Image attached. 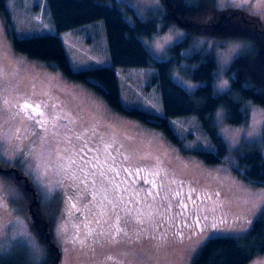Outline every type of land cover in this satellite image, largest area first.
Returning a JSON list of instances; mask_svg holds the SVG:
<instances>
[{
    "label": "rangeland",
    "instance_id": "1",
    "mask_svg": "<svg viewBox=\"0 0 264 264\" xmlns=\"http://www.w3.org/2000/svg\"><path fill=\"white\" fill-rule=\"evenodd\" d=\"M107 1L117 2L131 23L137 17L147 19L151 11L164 5L163 0ZM5 5L12 24L0 7V261L51 262L53 250L50 243L41 240V225L36 220L45 213L55 222L50 239L58 246L59 264H192L209 238L249 233L253 222L264 215V184L244 177L235 151L257 143L264 153V105L243 99L248 117L240 124L228 120L226 107L217 109L215 121L229 152L221 161L207 163L193 151L212 148L210 135L196 116L173 119L176 139L121 113L86 82L14 47L12 29L18 36L55 32L44 0H5ZM218 5L249 11L261 19L264 28V0H218ZM188 33L186 27L174 24L141 39L155 59H165L170 56V47ZM60 36L75 70L112 64L104 20L63 31ZM215 41L214 34L198 33L192 45L182 50L185 58L176 64L173 77L189 91L202 84L185 74L189 67L199 65L191 61V54L210 49ZM245 45L243 40L229 39L217 46L216 92L230 89L228 68ZM156 73L155 65L118 68L123 103L161 112L160 88L153 82ZM234 96L242 98L239 93ZM99 138L109 142V148L123 151V164L118 163L121 171L128 168L145 176L148 168L151 170L150 163L158 162L170 168L167 178L151 175L150 182L154 180L162 193L161 202L153 209L147 203L136 210L128 207L125 219L129 229L112 238L105 235L102 241L108 239L106 242H101L97 233L87 238L78 233L73 238L70 232L83 219L79 200L87 195L75 184L77 166H86L91 156L87 146L99 145ZM65 173L73 190L68 203L64 201L70 206L66 210L61 208L62 195H58ZM112 179L107 176L106 186ZM133 189L137 198L146 201L145 191L136 185ZM166 209L171 210L165 217L169 231L166 225H156L157 214L162 217ZM118 213L110 208L106 216L118 218ZM248 264H264V252Z\"/></svg>",
    "mask_w": 264,
    "mask_h": 264
},
{
    "label": "trees",
    "instance_id": "2",
    "mask_svg": "<svg viewBox=\"0 0 264 264\" xmlns=\"http://www.w3.org/2000/svg\"><path fill=\"white\" fill-rule=\"evenodd\" d=\"M44 2L46 10L48 9L51 13L55 32L18 36L12 29L13 45L18 51L31 58L52 64L73 79L86 82L121 113L136 118L155 129L164 130L176 139V132L172 126L173 119L183 116L195 118L196 116L210 135L212 148H206L203 145L204 149L193 151L207 163L221 161L229 152L228 144L215 121L214 115L217 109L222 106L226 107L228 120L233 124H240L248 117L243 108V99L249 98L264 105V28L261 19L247 10L221 9L218 0H163L164 5L151 11L147 19L137 17L135 23H131L126 17V12L117 2L110 3L107 0H44ZM0 7L11 25L5 0H0ZM100 19L104 20L106 25L112 64L75 70L60 34ZM162 21L164 22L160 25ZM174 24L186 27L189 30L187 37L170 47L168 58L155 59L141 36L164 31ZM204 32L214 34L218 41H215L210 49L196 50L191 54V61H198L199 65L189 67L185 70V74L202 84L194 91H189L173 77V70L176 64H180L181 59L185 58L182 50L192 45L198 33ZM229 39L243 40L246 45L231 61L228 68L231 80L230 89L216 92L214 80L219 68L216 48L218 45H224ZM147 65L157 67L153 82L157 83L160 88L161 112L138 106H127L121 98L118 68L129 69ZM234 93H239L242 98L235 97ZM98 142L97 146L93 144L87 146L91 156L85 164L90 170L87 171L84 165L77 166L78 175L75 184L79 191H87V195L79 200L83 219L81 218L82 220L77 222L70 232L73 238L77 237L78 233H84L86 238L89 237L88 235L97 233L100 241L106 242L108 239L102 241L105 235L109 234L112 238L117 232L129 229L126 221L128 207L131 206L136 210L147 203L150 206L153 205V209L157 203L161 202L162 193L156 188L157 184H154L156 183L154 180L150 182L151 175L165 178L170 168L169 165H165V162L150 163L152 164L151 170L148 168L146 177L141 172L136 174L130 170L121 171L118 163L123 164V151L109 148L110 143L104 142L101 138ZM83 147L85 149V146ZM83 147L80 148L83 149ZM235 158L243 169L245 178L264 184V153L257 143L237 149ZM107 161L110 165L106 163ZM146 166H149V163ZM100 167L102 171L98 172ZM12 170L15 169H10ZM68 175L64 174L62 178L64 182L58 191V195L63 197L61 208L65 207V210L70 206H65L64 201L68 203L67 200L70 199L71 191H73ZM108 175L113 177L110 186H106ZM130 181V198L128 199L126 184ZM98 185H101V188H98ZM133 185L140 188L142 193L145 191L146 201H143L142 197L135 196L137 193ZM113 193L117 195L115 201L110 198ZM150 197H153L154 202H150L152 200ZM115 203H117L116 211H119L118 218L113 216L109 218L106 212L110 208H115ZM170 211V209L164 210L162 217L157 214L156 225L163 227L166 225L167 231H169V222L165 217H169ZM36 220L41 225L39 230L41 240L50 243L53 250L50 254L51 262L41 264H59L58 246L50 239L55 228L54 219L45 213V216L40 218L36 216ZM261 252H264V215L253 222L246 236L219 235L209 238L194 257L192 264H248ZM0 264L25 263L13 259L5 261L1 259Z\"/></svg>",
    "mask_w": 264,
    "mask_h": 264
},
{
    "label": "flooded vegetation",
    "instance_id": "3",
    "mask_svg": "<svg viewBox=\"0 0 264 264\" xmlns=\"http://www.w3.org/2000/svg\"><path fill=\"white\" fill-rule=\"evenodd\" d=\"M83 159H85V157H83ZM127 168V167H126ZM129 170H128V168H127V170H126V172H128ZM127 179V178H126ZM127 181V180H126ZM154 184H156V183H154ZM126 190H127V192L126 193H128V199L130 198V195H129V190H130V187H129V183L127 182V184H126ZM97 192V191H96ZM132 193H133V191H131ZM93 194V193H92ZM95 195H96V193H95ZM110 198L113 200V201H115L116 200V198H117V195H114V193H113V195H111L110 196ZM114 207L115 208H113V211H116V208H117V203H115V205H114ZM100 209V208H99ZM96 213H98L97 211H96Z\"/></svg>",
    "mask_w": 264,
    "mask_h": 264
},
{
    "label": "water",
    "instance_id": "4",
    "mask_svg": "<svg viewBox=\"0 0 264 264\" xmlns=\"http://www.w3.org/2000/svg\"><path fill=\"white\" fill-rule=\"evenodd\" d=\"M1 169V168H0Z\"/></svg>",
    "mask_w": 264,
    "mask_h": 264
}]
</instances>
